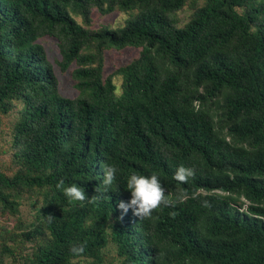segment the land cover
Returning a JSON list of instances; mask_svg holds the SVG:
<instances>
[{
	"label": "trees",
	"instance_id": "trees-1",
	"mask_svg": "<svg viewBox=\"0 0 264 264\" xmlns=\"http://www.w3.org/2000/svg\"><path fill=\"white\" fill-rule=\"evenodd\" d=\"M94 8L136 12L95 29ZM45 35L59 41L61 69L75 65L74 98L59 90ZM127 45L140 55L105 76L104 50ZM18 105L19 164L0 167V212L18 215L35 194L36 213L11 243L0 231V264H106L110 243L117 264H264V0H0V114ZM109 164L118 171L105 190ZM180 166L195 170L186 183ZM153 173L183 202L124 214L130 175ZM61 180L96 201L69 202Z\"/></svg>",
	"mask_w": 264,
	"mask_h": 264
},
{
	"label": "rangeland",
	"instance_id": "rangeland-1",
	"mask_svg": "<svg viewBox=\"0 0 264 264\" xmlns=\"http://www.w3.org/2000/svg\"><path fill=\"white\" fill-rule=\"evenodd\" d=\"M204 2H200L201 6ZM240 11L243 8H239ZM194 11V7L191 4L185 5L181 10L175 13V17L179 20V25H184L189 21L191 14ZM136 11H124L121 9H114L110 12H101L97 8L93 9L92 18L94 23L93 28L97 29L101 26H109L110 28H117L123 26L127 19ZM73 16L81 23V16L73 12ZM39 42L42 43L46 49L48 59L53 63L54 70L59 81L60 92L68 97H76L79 91L76 87V81L72 76V71L75 65H72L68 70L63 71L58 64V61L62 59L61 51L59 47V41L54 36L45 35L40 37ZM142 47L135 45H127L122 48L108 47L104 50V75L114 74L118 68L129 64L136 59L141 53ZM114 81L117 85V92L122 90V76L114 75ZM21 105L16 106L13 110L7 114H0V167L8 173H13L18 168V160L14 156L15 145L13 143V130L15 124L19 119V108ZM36 200L35 194H24L20 205V213L16 216L9 214H3L0 212V231H11L7 238L9 243L12 242L11 238L16 232L28 229L32 222L35 221L36 213ZM32 242H27L26 247L30 249ZM105 254L109 258L106 264H117L118 257L116 255V249L114 243H110L105 249ZM3 260L6 264H19L20 260L14 261L10 256H4ZM77 264H88L85 260L77 261Z\"/></svg>",
	"mask_w": 264,
	"mask_h": 264
},
{
	"label": "clouds",
	"instance_id": "clouds-1",
	"mask_svg": "<svg viewBox=\"0 0 264 264\" xmlns=\"http://www.w3.org/2000/svg\"><path fill=\"white\" fill-rule=\"evenodd\" d=\"M104 179L103 186L107 190L113 184L116 179V173L118 169L113 165H103ZM195 170L192 168H186L180 166L175 173V180L181 183H186L189 178L194 177ZM57 188L62 189L64 195L68 198L69 202H80L83 204L85 200L89 203L96 201V196L88 198L83 188L76 186L75 184L65 187L64 181L61 180L57 184ZM127 188L131 192V200L129 203L119 202V208L124 214H126L129 208L133 209L134 215L143 218H150L154 211L162 209V207H175L177 203H182L184 195L181 194L177 200H173L167 195V190L162 185L157 174L153 173L151 176L131 174L127 181ZM96 192L100 191L98 186L95 189ZM204 206H210L207 201L204 202ZM173 217L175 212L170 213ZM49 221L55 219L52 215L47 216ZM123 219V215L120 217ZM83 245H72L70 251L73 255H81L84 252Z\"/></svg>",
	"mask_w": 264,
	"mask_h": 264
}]
</instances>
